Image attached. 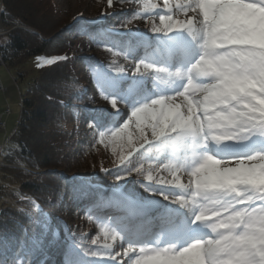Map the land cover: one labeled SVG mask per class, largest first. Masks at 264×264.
I'll return each mask as SVG.
<instances>
[{
  "label": "snow or ice",
  "instance_id": "snow-or-ice-1",
  "mask_svg": "<svg viewBox=\"0 0 264 264\" xmlns=\"http://www.w3.org/2000/svg\"><path fill=\"white\" fill-rule=\"evenodd\" d=\"M163 7L164 14L156 13L159 25L151 28L156 35L141 34L151 55L141 57L123 38L112 39L113 29L97 33L98 43L111 42L152 69L151 74L99 73L97 83L105 99L118 97L131 108L128 119L135 118L141 141L137 159L158 158L157 167L162 164L170 174L186 172L194 180L181 185L175 175L173 181H156L175 183L176 188L134 180L143 192L116 185L112 197L88 209L90 218L106 221L112 238L128 245L116 256L131 264H264V235L245 226L249 215L264 213V59H246L250 51H264V0H164ZM175 12L185 19H174ZM87 28V23L81 25L82 31ZM122 81L132 82L127 91ZM169 93L182 102L175 103ZM110 102L115 108L118 101ZM87 118L100 129L114 125L99 132L101 143L109 133L123 139L129 128V123L119 126L124 120L120 112L94 109ZM131 139L129 134V143ZM132 170L120 171L131 175ZM135 171L144 174L142 168ZM145 179L155 180L150 171ZM42 215L40 209L36 222L41 236L50 234L55 240L57 231L39 219ZM18 247L0 264H46L40 258L41 238L34 236ZM100 255L99 250L69 245L65 264H115V256L93 259Z\"/></svg>",
  "mask_w": 264,
  "mask_h": 264
},
{
  "label": "trees",
  "instance_id": "trees-1",
  "mask_svg": "<svg viewBox=\"0 0 264 264\" xmlns=\"http://www.w3.org/2000/svg\"><path fill=\"white\" fill-rule=\"evenodd\" d=\"M127 1L130 0H121V3L126 5ZM142 16L134 12L124 17V25L129 28L133 19ZM117 19H109L97 26L87 23V31H82L81 25L86 21L74 23L70 13L60 11L54 0H3L0 24L6 28L16 26V29L0 41V64L15 70V79L23 81L28 72L22 66L29 60L41 56L56 60L41 68L37 78L21 93L20 119L13 137L15 147L8 149L5 159L14 162L17 157L31 171L6 168L2 171V178L13 177L14 174V182L30 197L18 200L16 207L5 206L0 211V258L11 257L19 250L20 244L35 236L43 242L40 258L45 259L46 264H65L68 246L73 244L80 249L99 250L101 255L93 259L104 260L111 253L102 239L112 236L109 230L101 227L106 225V221L97 220L95 216L90 218L88 209L112 197L115 186L132 175L136 176V181L147 184L146 165L153 159H137V154L132 160L135 164L131 175L120 171L130 167L131 163L125 161L128 153L140 144L134 121L125 122L129 123V128L122 134L123 139L112 138L109 133L101 143L99 132H108L114 125L100 129L87 118L91 110L101 107L89 92L86 78L91 77L98 96L105 99L106 95L97 83L98 74L87 53L101 56L107 76L121 75L126 66L136 69L137 65L142 66L139 59L119 47H113L111 42H97L101 38L97 33H103L105 29L114 30L113 23ZM19 25L28 29L17 28ZM151 28L152 24L146 32L156 34ZM132 37L112 33V39L123 38L126 45L139 49L141 57L151 55L146 52L147 45L141 36L132 34ZM84 43L89 47L86 51L83 50ZM131 84V81H122L121 87L127 91ZM114 98L118 101L117 105L107 109L108 112H116L119 104H127L118 97L108 100ZM84 119H88L89 133L84 134L76 127L71 130L64 128V123L68 121L76 124ZM119 126L123 127V124ZM129 134L131 143L128 142ZM77 146L83 155H77ZM121 157H125L123 164L120 163ZM91 167L100 169L101 174L88 180L87 174L91 175V172L87 168ZM136 168H142L144 174L138 175ZM118 175L123 179H118ZM128 189L143 191L141 183L129 185ZM31 198L35 204L30 201ZM40 209H43V215L39 219L47 220L57 231L55 240L50 234L41 236L40 224L36 222ZM70 214L76 221L66 227L61 218ZM82 221L88 229L82 228ZM93 240L97 243L93 244Z\"/></svg>",
  "mask_w": 264,
  "mask_h": 264
},
{
  "label": "rangeland",
  "instance_id": "rangeland-1",
  "mask_svg": "<svg viewBox=\"0 0 264 264\" xmlns=\"http://www.w3.org/2000/svg\"><path fill=\"white\" fill-rule=\"evenodd\" d=\"M145 2L147 6L142 5V2ZM171 4H176L179 3L180 0H169ZM2 3L3 0H0V14L2 11ZM54 3L58 7V9L62 12L65 13H70V15L74 18V21L77 18H80L81 20H85L86 23L89 24H95L100 25L103 24L104 22H108L109 19L112 18H117L116 22H114V32L116 34H121L127 31V27L124 25L123 18L126 16L131 15L132 13H139L143 15L142 17L138 19H133V25L129 27L133 33L138 34L141 36V34H145L147 31V28L150 24H155L159 25V18L155 14L157 12H161L164 7V0H130L127 1L126 5H123L121 3V0H111V3H109V0H101L99 2L98 0H84V2L80 3L78 6L73 5V0H54ZM155 4L157 5L156 8H152L151 6ZM190 14V13H189ZM185 16L183 15L182 12H175L174 13V19H181L183 20ZM0 27L6 29V30H11L12 28L16 29V26L6 28L3 27L0 24ZM17 28H23V29H28L25 26L19 25ZM13 31V30H12ZM12 31H10L7 35H9ZM5 35L4 37H6ZM2 37V38H4ZM0 38V41L1 39ZM83 50H87L88 44L84 43L83 45ZM54 50V49H52ZM87 57L89 58L90 62H92L96 68L97 74L99 73H104L105 70L104 67L106 66L104 63V60L101 58V56L95 54V53H87ZM68 56H71V54H68ZM49 58L50 56H41L37 58H33L26 62L23 66L22 69L26 70L28 72V75L26 79L23 81L21 80H16V71L9 68L7 65L0 64V84L2 85V88H0V116H3V122L5 125L0 127V145L5 146V154L8 153V149L15 147L14 143V134L16 132L19 119H20V113H21V93L26 90L28 87L29 83L33 81V79L37 78L39 71L41 68L47 66L49 64ZM1 63V62H0ZM140 71L137 72L136 68H132L131 66H126L121 75H127V76H132V77H137L141 76L142 74L147 76L151 74V71H148L147 69L143 68V66H140ZM86 82L88 85V90L91 93V95L95 96V102L98 106L101 108H106L111 110L112 105H111V100L104 99L100 96H98L96 88L94 83L92 82L91 77L86 78ZM169 95L175 96V93H169ZM175 103H178L175 100ZM120 112L124 116L123 122L120 124L122 125L125 122H128L129 119L128 117L131 116V108L127 104H119L117 107V111ZM135 118H132V121H134ZM135 125V124H134ZM136 126V125H135ZM74 127L79 128L84 131V134L89 133L87 130L89 129L90 125L88 123V119H84L83 121H79L78 123L74 124L71 121H68L67 123H64V128L67 129H73ZM137 129V127H136ZM139 133V130H137ZM146 135L151 139V132L150 129L146 130ZM141 142V141H139ZM78 150L77 155H83L81 149H78V146L76 147ZM156 160V161H153ZM151 163H148L146 172L151 173V175L155 178L154 181H148V183H153L157 187H165V186H172L173 188H176L175 183L173 184H158L156 181L159 180H166V181H173L175 175H179V183L181 185H189L190 182L194 180L193 177H190L188 173L186 172H178L174 174H170L169 172L165 171L163 168V165L160 164L159 167L157 165L159 164V159L154 158ZM15 164L18 165H24L17 157H15L14 160ZM164 163H168V161H164ZM174 163V162H173ZM235 161L233 160L232 163L229 166H234ZM135 163H131L130 167H133ZM151 166V167H150ZM27 167V166H26ZM28 168V167H27ZM12 170H20V169H14L10 168ZM4 169L2 168L0 170V211L5 207V206H17V202L20 199H25L27 196L25 192L21 191V188L18 184L14 182V174L13 177H3L2 178V171ZM91 172L89 175V180L90 178L101 174L100 169H97L94 167L87 168ZM20 171H26L30 172L31 169L27 170H20ZM9 176V175H8ZM133 177V178H132ZM130 176V186L134 185L133 181L137 180L135 175ZM3 187V188H2ZM194 187V184H193ZM186 190V189H185ZM179 191V189H177ZM143 192V191H142ZM145 195H153V193H144ZM29 195V194H28ZM158 199L163 200L162 195L157 196ZM189 200H191V197H187ZM33 198L30 199L32 201ZM165 203H169L170 201H164ZM197 202L199 201V198L197 197ZM259 206V201H257V205ZM64 226L68 227L69 223H75L76 219L74 218L73 214H70L68 217H63L61 218ZM82 228L85 230L87 228V224L82 221L81 224ZM105 227H102L103 229L107 230L108 225H104ZM89 231V230H88ZM101 233V230H99ZM96 233V231H94ZM106 239H102L104 241ZM105 241L103 242V244ZM121 239H109L107 243V247L112 250V255L108 257L106 260H109L112 256L116 257V262L115 264H131V262H128L127 257L125 256H116L117 253H122L125 248L128 247L126 243H123V247H121L122 244Z\"/></svg>",
  "mask_w": 264,
  "mask_h": 264
},
{
  "label": "clouds",
  "instance_id": "clouds-1",
  "mask_svg": "<svg viewBox=\"0 0 264 264\" xmlns=\"http://www.w3.org/2000/svg\"><path fill=\"white\" fill-rule=\"evenodd\" d=\"M257 57L264 59V51H250L246 54V59H248L249 62L255 61ZM245 226L250 230L258 231L262 235H264V213L260 214L259 216L249 215L247 217Z\"/></svg>",
  "mask_w": 264,
  "mask_h": 264
},
{
  "label": "built area",
  "instance_id": "built-area-1",
  "mask_svg": "<svg viewBox=\"0 0 264 264\" xmlns=\"http://www.w3.org/2000/svg\"><path fill=\"white\" fill-rule=\"evenodd\" d=\"M14 30V28H12L11 30H6L2 27H0V38L4 37L5 35H7L10 31ZM0 61H1V54H0ZM0 88H2V85L0 84ZM3 116H0V127L4 126L5 123L3 122ZM5 146L0 145V170L6 169V168H16V169H20V170H27L28 168L24 165H18L15 163H9L8 160L5 159Z\"/></svg>",
  "mask_w": 264,
  "mask_h": 264
},
{
  "label": "bare ground",
  "instance_id": "bare-ground-1",
  "mask_svg": "<svg viewBox=\"0 0 264 264\" xmlns=\"http://www.w3.org/2000/svg\"><path fill=\"white\" fill-rule=\"evenodd\" d=\"M82 2H84V0H73V5H74V6H78V5H79L80 3H82ZM142 5L147 6V5L145 4L144 1L142 2ZM189 15H193V14L190 13ZM183 19H185V17H184ZM1 61H2V57H1ZM182 90H183V89H181V91H182ZM197 94H198V93H197ZM175 100H176L178 103H181L182 100H183V98L180 97V96H175ZM4 153H5V151H4ZM218 158H219V156H218ZM9 163H14V162L9 161ZM9 169H10V168H9Z\"/></svg>",
  "mask_w": 264,
  "mask_h": 264
},
{
  "label": "water",
  "instance_id": "water-1",
  "mask_svg": "<svg viewBox=\"0 0 264 264\" xmlns=\"http://www.w3.org/2000/svg\"><path fill=\"white\" fill-rule=\"evenodd\" d=\"M78 22H80V18H77V19L74 21V23H78Z\"/></svg>",
  "mask_w": 264,
  "mask_h": 264
}]
</instances>
